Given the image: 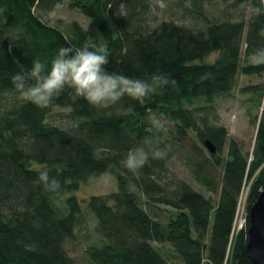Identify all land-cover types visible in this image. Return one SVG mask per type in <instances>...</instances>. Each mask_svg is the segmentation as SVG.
I'll use <instances>...</instances> for the list:
<instances>
[{
	"label": "trees",
	"instance_id": "trees-1",
	"mask_svg": "<svg viewBox=\"0 0 264 264\" xmlns=\"http://www.w3.org/2000/svg\"><path fill=\"white\" fill-rule=\"evenodd\" d=\"M153 1L70 0L69 7L96 27L98 42L76 22L67 35L42 20L38 12L51 11L61 0H0V264H75L65 244L75 238L80 206L75 196L65 195L109 171L118 175V191L88 201L100 236L99 244L85 250L89 264H251L246 255L248 215L244 228L235 232L233 225L245 181L253 178L247 211L264 186V84L243 91L257 94L261 107L258 119L253 118L257 127L250 157L229 139L225 156L211 153L209 169L187 150L185 139L192 131L202 143L210 139L222 151L227 130L217 123L212 100L230 96L238 73H264V65L245 63L249 52L264 45L259 35L264 17L251 14L256 0H218L223 5L219 19L204 11L211 0H172L183 14L190 12L184 6L188 3L203 21L190 26L157 19ZM84 44L108 49L109 71L133 78L158 72L176 83L145 101L125 97L108 109L83 100L74 104L70 91L38 108L14 91L11 76L29 67L33 58L50 61L60 47ZM213 52L218 54L213 62H197ZM55 107L67 109L71 124L66 128L47 122ZM152 113L164 114L167 133L151 127ZM146 137L170 146L167 157L150 161L137 174L128 172L120 160ZM96 148L105 150V159L94 157ZM174 152L195 162L196 180L211 195L183 180L172 186L163 181ZM44 167L62 181L59 195L38 182ZM142 203L168 206L177 214L162 224ZM154 243L168 244L178 261L170 262Z\"/></svg>",
	"mask_w": 264,
	"mask_h": 264
},
{
	"label": "rangeland",
	"instance_id": "rangeland-1",
	"mask_svg": "<svg viewBox=\"0 0 264 264\" xmlns=\"http://www.w3.org/2000/svg\"><path fill=\"white\" fill-rule=\"evenodd\" d=\"M69 3L70 0H61V2L51 11L47 13L38 12V15L46 24L59 28L67 35L70 34L71 24L76 22L85 29L90 39L100 42L99 33L91 20L83 16L78 11L71 9L69 7ZM184 6L187 7L186 10H190V12L185 14L181 13V10H178V1L177 3H174L172 0H155L152 5V14L159 20L174 19L190 26H201L203 21L199 17L195 16V14L193 15L189 4L185 3ZM222 6L223 5L220 4L218 0H211V4L208 2V4L204 5V11L208 16L212 17V19H219L223 15ZM217 55L218 54L216 52H213L202 61L197 62H213ZM262 84H264V73L260 75H246L238 73L237 84L232 90L230 96H219L213 98L212 104L215 108L217 123L224 126L227 130V139L224 143L222 151L218 153L216 150L218 155H226L227 141L229 139H233L242 146L244 154H247L250 157L257 127V123L253 122V118L257 117L258 119L261 107L258 103L257 94L245 93L243 91H246V89L250 87ZM197 104L198 103L196 102L193 105L195 106ZM67 113L68 111L66 108L55 107L52 115L47 119V122L66 128L71 124V120L67 117ZM185 140L187 150L194 157L196 156L198 160L205 162L210 169L211 153L204 143L198 140L192 131H189V136ZM194 163L195 162L187 158L185 154L174 152L171 160L169 161V172L167 175L165 174V177L162 175L164 177L163 181L172 186L171 182L183 180L194 189L202 192L206 196H209L211 193L208 192L198 180H196L194 173L197 170H195L197 167ZM215 171L216 176L218 177L220 169L217 168ZM252 180L253 178L245 181L244 187L241 191V193L244 191V198L241 200L240 194L238 200L237 218L238 221L240 219H245V223L246 216L248 215L247 198ZM118 185V175L115 172L109 171L99 177L81 182L76 190L68 192L65 195V197L75 196L80 206L79 223L75 231V238L72 241H67L65 244V250L74 260L75 264H89V261L85 256V250L89 245L99 244L100 242V236L95 228L96 220L88 207L90 197L93 195H110L116 193L118 191ZM131 189L134 188L131 187ZM212 198L216 199V195L212 194ZM109 203L113 204V200L111 199ZM141 205L154 219L159 220L162 224L166 223L177 214L175 209L161 204L148 206L147 204L142 203ZM244 227L245 224L242 228ZM235 232H237V225L235 227ZM154 244L162 250L166 257H169L170 262L171 260L178 261V259L173 257L174 254H172L173 252L168 244Z\"/></svg>",
	"mask_w": 264,
	"mask_h": 264
},
{
	"label": "clouds",
	"instance_id": "clouds-1",
	"mask_svg": "<svg viewBox=\"0 0 264 264\" xmlns=\"http://www.w3.org/2000/svg\"><path fill=\"white\" fill-rule=\"evenodd\" d=\"M251 14L264 17V0H256ZM259 35L264 37V28H261ZM108 55V49L103 45L60 47L50 61L33 58L29 67L12 75V87L24 101L38 108L48 107L55 97L70 91L69 99L74 104L83 100L92 107L108 109L125 97L133 101H145L158 91H167L176 83L169 76L158 72L146 78H133L109 71ZM245 63L252 66L264 65V45L249 52ZM149 122L157 132L169 131L168 121L163 113L150 114ZM169 147L161 146L152 137H146L139 145L129 149L119 163L128 172L137 174L150 161L165 159ZM93 155L98 160L106 158L102 148H96ZM51 171L49 167L42 168L37 180L48 193L59 195L62 181L51 175Z\"/></svg>",
	"mask_w": 264,
	"mask_h": 264
},
{
	"label": "water",
	"instance_id": "water-1",
	"mask_svg": "<svg viewBox=\"0 0 264 264\" xmlns=\"http://www.w3.org/2000/svg\"><path fill=\"white\" fill-rule=\"evenodd\" d=\"M204 145L210 153L216 152V146L210 139H206ZM248 220L246 255L251 264H264V186L248 208Z\"/></svg>",
	"mask_w": 264,
	"mask_h": 264
},
{
	"label": "built area",
	"instance_id": "built-area-1",
	"mask_svg": "<svg viewBox=\"0 0 264 264\" xmlns=\"http://www.w3.org/2000/svg\"><path fill=\"white\" fill-rule=\"evenodd\" d=\"M244 220L245 219H240L238 221L237 213H236V217H235V221H234V225H233V231H235L236 225H237V231L240 230L243 227V225L245 224V221Z\"/></svg>",
	"mask_w": 264,
	"mask_h": 264
},
{
	"label": "bare ground",
	"instance_id": "bare-ground-1",
	"mask_svg": "<svg viewBox=\"0 0 264 264\" xmlns=\"http://www.w3.org/2000/svg\"><path fill=\"white\" fill-rule=\"evenodd\" d=\"M244 191L241 193V200L244 198Z\"/></svg>",
	"mask_w": 264,
	"mask_h": 264
}]
</instances>
